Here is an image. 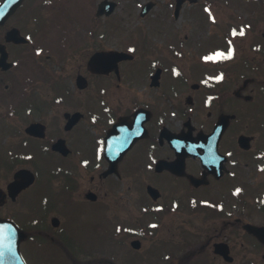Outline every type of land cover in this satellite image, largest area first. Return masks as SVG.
Masks as SVG:
<instances>
[{
	"label": "flooded vegetation",
	"instance_id": "af4514ba",
	"mask_svg": "<svg viewBox=\"0 0 264 264\" xmlns=\"http://www.w3.org/2000/svg\"><path fill=\"white\" fill-rule=\"evenodd\" d=\"M1 170L28 264H264V0H0Z\"/></svg>",
	"mask_w": 264,
	"mask_h": 264
},
{
	"label": "water",
	"instance_id": "95a60500",
	"mask_svg": "<svg viewBox=\"0 0 264 264\" xmlns=\"http://www.w3.org/2000/svg\"><path fill=\"white\" fill-rule=\"evenodd\" d=\"M99 57V54L97 55ZM27 172H20L16 175V180L9 184V191H19L23 187H26L30 183L33 182V175L28 174V179L24 181V175ZM19 179V180H18ZM0 192L1 189H0ZM150 192L152 195H155V190L150 188ZM88 197L93 198L94 194H89ZM2 226H1V233H0V244L1 245H11L13 246L11 249H7V251L1 250V253H7L10 254L12 257V261L16 264H25L24 260L21 257L19 246L21 240L24 239L25 235L22 231H20L16 226L7 220H1ZM251 232L255 233L261 240L264 241V227H256L253 225H247L246 226ZM135 245V244H134ZM16 259H15V257Z\"/></svg>",
	"mask_w": 264,
	"mask_h": 264
},
{
	"label": "rangeland",
	"instance_id": "374dc122",
	"mask_svg": "<svg viewBox=\"0 0 264 264\" xmlns=\"http://www.w3.org/2000/svg\"><path fill=\"white\" fill-rule=\"evenodd\" d=\"M9 177H10V175H8V173H6L3 170H1L0 171V186H2V184L5 183V181L8 180ZM251 186L253 188H255V191L256 192L257 191L259 192V191L264 190V185L262 187H260V188H257V189H256V185L255 184H251ZM33 189H34V187H32V191H33ZM135 191H136V189H130L129 192H128V196H129V202H128L129 205H128V208H129L130 212H133V210H132L133 205L135 206V201L134 200L131 201V197L135 193ZM138 191H139V189H138ZM142 196H145V197L147 196L145 190L142 192ZM113 197H114V199L117 198L115 196V193H114ZM21 202L19 204H11V203H9L8 205H6L4 207H1V211L4 214L11 213V212L16 213L19 216H21L20 218H24L26 220L27 218H30V216L22 217L21 212H19V211L22 210V203ZM262 204H264V200L263 199H262ZM38 210L39 209H35V212H38ZM250 216H251V219H252V222L253 223H255V224H263L264 223V215L258 213V210L254 206V204H252V210L250 211ZM48 218H49V216H48ZM24 219H22V220L20 219V222L24 226H26L29 230L32 229L33 227L32 226H29L28 224H26V221ZM79 231H80V228H79ZM38 239L40 240V243H43V241H44L43 237H37L34 240H30V239L29 240H26V242H24L23 245L24 246L31 245L32 243L30 241H36L37 242ZM45 240H47V239H45ZM112 249H113V252H116L119 249V246L112 247ZM257 257L261 260V254H258ZM117 264H121V262L118 261V259H117Z\"/></svg>",
	"mask_w": 264,
	"mask_h": 264
},
{
	"label": "snow or ice",
	"instance_id": "6c2138e0",
	"mask_svg": "<svg viewBox=\"0 0 264 264\" xmlns=\"http://www.w3.org/2000/svg\"><path fill=\"white\" fill-rule=\"evenodd\" d=\"M234 34H235V31H234ZM240 35H243L244 33H243V30H241L240 31V33H239ZM212 58H220V56H219V54L216 56V57H206V59H212ZM152 227H155V225H153Z\"/></svg>",
	"mask_w": 264,
	"mask_h": 264
}]
</instances>
